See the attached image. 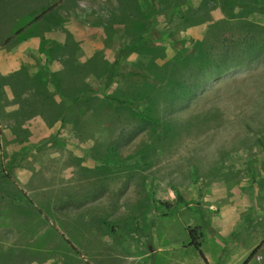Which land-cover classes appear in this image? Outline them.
<instances>
[{"label": "rangeland", "instance_id": "374dc122", "mask_svg": "<svg viewBox=\"0 0 264 264\" xmlns=\"http://www.w3.org/2000/svg\"><path fill=\"white\" fill-rule=\"evenodd\" d=\"M29 5L53 17L12 28ZM230 18L264 3L0 0V264H195L191 232L264 264V54H194Z\"/></svg>", "mask_w": 264, "mask_h": 264}, {"label": "trees", "instance_id": "16d2710c", "mask_svg": "<svg viewBox=\"0 0 264 264\" xmlns=\"http://www.w3.org/2000/svg\"><path fill=\"white\" fill-rule=\"evenodd\" d=\"M259 1L261 3H264V0ZM234 8L238 9V6H235ZM180 18L183 21L187 20L184 16ZM234 23H237L238 25H240V27L235 28ZM151 28H154V24L150 25V29ZM207 28L208 37L214 36L218 38L216 43H219L218 46L220 47L218 54H215L216 59L213 57V52H215L213 49L209 51L207 50V52H205V50L201 48V46L195 50L194 54L196 55L198 61H202L204 59L208 60L207 65L210 67L217 68L218 70L220 68V70H226L229 66L235 67L237 65H241L242 62L264 54V27L249 21L247 18H230L228 20L208 22ZM169 37V33L167 35L159 32L151 33V40L157 43L162 42V40H167ZM202 44L203 43H200V45ZM190 57H192V54L189 55L188 58ZM183 63H185V61ZM78 100H80V96L78 97ZM116 102L119 104H123V102L120 100H116ZM4 176L6 177V179L10 180L9 177L5 175V173ZM16 201L17 203H22L21 199ZM27 204L30 205V203ZM190 237L192 241L191 246H193L194 249L203 258L202 253L199 250L200 247L196 243L197 239L195 233L191 232Z\"/></svg>", "mask_w": 264, "mask_h": 264}, {"label": "crops", "instance_id": "0c3cea01", "mask_svg": "<svg viewBox=\"0 0 264 264\" xmlns=\"http://www.w3.org/2000/svg\"><path fill=\"white\" fill-rule=\"evenodd\" d=\"M54 6H50V7H46L43 9H39L37 10L35 7H32L31 5H29V8L26 7H22V8H12V9H4V11L2 12L3 15H5V19H7L9 22H11L13 24L12 28H16V29H31L35 24L39 23V22H43L46 20L48 15H51L53 17V11H54ZM51 17V18H52ZM25 22V25L22 23ZM46 22V21H45ZM21 24V25H20ZM47 29V28H45ZM39 38L41 39L42 37L39 36ZM83 184L81 183H74V201L78 202L79 199V195L77 193V186H82ZM64 186V185H63ZM88 186V185H87ZM80 189V188H79ZM250 198L253 196L252 194H250ZM85 199H84V204H85ZM30 205L29 207L34 209L36 211V214H38V217L41 218L44 216L43 213H41L40 210L33 208L32 206H36L34 204L33 201H29ZM77 208V206H74ZM61 213L65 210L61 209ZM75 214V213H74ZM40 215V216H39ZM192 243V241H191ZM260 242H258L257 244L253 243L250 244V246H246V247H239L236 246L237 244H235V242L232 243L231 248L230 249H223V247L220 245V247L217 244H214L212 248L209 249H205L203 246H200L199 250L202 253L203 258L199 255V253L194 249L193 246H188L187 249L190 251H193L197 254V257L199 259L194 258V263L195 264H241L242 262L244 264H249V262L245 261L246 257L251 253V255L256 251V246H259ZM238 247V248H237ZM152 248V247H151ZM169 251L167 252H174V248H169ZM186 250V249H185ZM151 252L152 254H158L161 252V249L158 248H153ZM249 258V256L247 257ZM186 263V261H185ZM184 263V264H185ZM188 263V262H187ZM186 263V264H187ZM190 264V263H188Z\"/></svg>", "mask_w": 264, "mask_h": 264}, {"label": "water", "instance_id": "95a60500", "mask_svg": "<svg viewBox=\"0 0 264 264\" xmlns=\"http://www.w3.org/2000/svg\"><path fill=\"white\" fill-rule=\"evenodd\" d=\"M149 251H152V248L149 247Z\"/></svg>", "mask_w": 264, "mask_h": 264}]
</instances>
